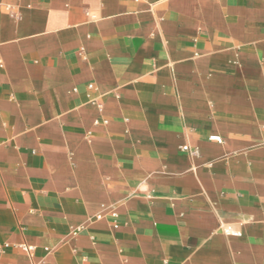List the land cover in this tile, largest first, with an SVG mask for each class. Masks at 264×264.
<instances>
[{"label":"crops","instance_id":"1","mask_svg":"<svg viewBox=\"0 0 264 264\" xmlns=\"http://www.w3.org/2000/svg\"><path fill=\"white\" fill-rule=\"evenodd\" d=\"M0 264H264V0H0Z\"/></svg>","mask_w":264,"mask_h":264},{"label":"built area","instance_id":"2","mask_svg":"<svg viewBox=\"0 0 264 264\" xmlns=\"http://www.w3.org/2000/svg\"><path fill=\"white\" fill-rule=\"evenodd\" d=\"M7 8H8V7H7ZM7 8H6V9H7ZM211 140H215V141L219 142V139H217V138H211ZM182 150H183V151H186V150H187V147H183ZM110 215H111L112 218H115V217H116V214H115V213H111ZM101 218H102V215H101V214H98V215L95 216V219H96V220H99V219H101ZM79 230H80V229H74V230H72V231H71L72 235H75ZM22 249H23L24 251H26L27 253L32 252V248H31V247H22Z\"/></svg>","mask_w":264,"mask_h":264}]
</instances>
